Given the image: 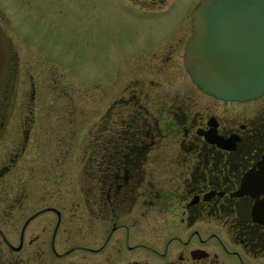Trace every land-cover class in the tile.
<instances>
[{
  "label": "flooded vegetation",
  "instance_id": "af4514ba",
  "mask_svg": "<svg viewBox=\"0 0 264 264\" xmlns=\"http://www.w3.org/2000/svg\"><path fill=\"white\" fill-rule=\"evenodd\" d=\"M130 1L165 13L177 0ZM198 4L114 70L113 105L88 150L83 120L70 118V78L37 53L22 68L13 51L0 109V264H74L76 252L98 251L85 244L87 212L113 221L103 250L129 222L153 251L127 249L160 264H264V104L248 106L264 94L221 99L193 80L186 56Z\"/></svg>",
  "mask_w": 264,
  "mask_h": 264
},
{
  "label": "rangeland",
  "instance_id": "374dc122",
  "mask_svg": "<svg viewBox=\"0 0 264 264\" xmlns=\"http://www.w3.org/2000/svg\"><path fill=\"white\" fill-rule=\"evenodd\" d=\"M198 2L200 0H177L164 13L162 10L139 12L130 0H0V22L15 42V52L21 55L22 68L28 69L34 60L33 53H37L42 59L54 62L63 75L70 78L69 101L77 109L70 118L83 120L81 125L84 126L88 150L96 125L113 105L114 70L125 62L129 52L158 38V30L171 22L173 16L187 13ZM22 77L21 85L25 86L24 79L27 80L29 74L23 73ZM263 104L264 98L248 106ZM79 108L83 109L84 116L78 115ZM139 210L135 207L131 213L136 215ZM149 221L151 226L157 220ZM86 222L92 226L93 233L89 236L90 242L86 240L85 244L99 250L86 252L85 256L76 252L70 256L69 262L127 264L137 260L139 264L161 263L156 254L134 253L127 249L128 244L144 243L145 246L141 247L144 251H153V245L136 233L133 224L125 222V227L113 234L112 241L103 250L106 236L113 230V221H94L87 212ZM144 229L149 231L147 227ZM196 229L207 237L205 226L198 224ZM207 231L209 234L220 233L215 226ZM69 241L70 245L77 243V239ZM210 245L219 247L217 251L227 262L217 236Z\"/></svg>",
  "mask_w": 264,
  "mask_h": 264
},
{
  "label": "water",
  "instance_id": "95a60500",
  "mask_svg": "<svg viewBox=\"0 0 264 264\" xmlns=\"http://www.w3.org/2000/svg\"><path fill=\"white\" fill-rule=\"evenodd\" d=\"M193 17L186 62L198 86L227 100L262 96L264 0H200ZM14 50L12 37L0 25V109Z\"/></svg>",
  "mask_w": 264,
  "mask_h": 264
}]
</instances>
